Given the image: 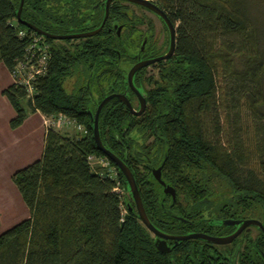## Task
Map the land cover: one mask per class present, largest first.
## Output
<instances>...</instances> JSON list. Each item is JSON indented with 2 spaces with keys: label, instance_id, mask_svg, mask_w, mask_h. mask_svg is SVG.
Wrapping results in <instances>:
<instances>
[{
  "label": "trees",
  "instance_id": "trees-1",
  "mask_svg": "<svg viewBox=\"0 0 264 264\" xmlns=\"http://www.w3.org/2000/svg\"><path fill=\"white\" fill-rule=\"evenodd\" d=\"M38 1L24 0L21 20L50 34L92 30L104 16L103 8L91 7L94 0H73L72 13ZM19 4L0 0V64L10 73L33 37L48 44L51 59L32 98L13 83L2 90L16 113L10 128L31 112L66 115L85 132L70 137L46 130L41 157L12 175L29 217L0 234V264H264V233L254 226L230 245L189 239L169 253L157 251L123 175L98 149L92 116L101 100L127 92L134 106L122 63L136 42L135 17L115 2L97 36L55 41L17 20ZM155 4L175 27L174 54L155 74L135 75L133 84L146 99L142 115L116 98L102 108L101 142L132 172L146 215L160 232L225 236L235 227L224 220L264 225V0ZM115 24L124 26L120 38ZM67 79L73 80L70 93ZM89 156L104 158L117 178L92 166ZM159 166L174 203L152 176Z\"/></svg>",
  "mask_w": 264,
  "mask_h": 264
},
{
  "label": "rangeland",
  "instance_id": "rangeland-1",
  "mask_svg": "<svg viewBox=\"0 0 264 264\" xmlns=\"http://www.w3.org/2000/svg\"><path fill=\"white\" fill-rule=\"evenodd\" d=\"M260 10L264 14V6ZM137 13L147 15L156 22V34L161 31L157 20L151 14ZM9 81L5 67L0 64V88L7 85ZM72 84V79H67L64 83L68 93L72 90ZM23 105L26 106L24 102ZM38 114L29 112L24 124L17 130H12L9 122L16 113L0 92V234L29 217V211L11 177L17 170L38 160L42 155L44 130L41 125V116ZM56 131L70 137L81 136L85 132L81 125L80 128L73 125ZM105 168L108 169L111 177L117 178L116 172L109 167V164ZM118 191L124 193L120 189ZM251 234L254 236L256 231L252 229Z\"/></svg>",
  "mask_w": 264,
  "mask_h": 264
},
{
  "label": "water",
  "instance_id": "water-1",
  "mask_svg": "<svg viewBox=\"0 0 264 264\" xmlns=\"http://www.w3.org/2000/svg\"><path fill=\"white\" fill-rule=\"evenodd\" d=\"M111 1L112 0L106 1L105 19L108 16V7H109V4ZM126 1L138 4L140 6H143L147 9L151 10L152 12H154L156 15H158L165 22V24L167 25V27L169 29V33H170L169 50L165 55H163L159 58H156L154 60L140 62V63L136 64L135 66H133V68L130 70L128 77H127L128 85L138 99L139 109L136 111L132 107L130 101L128 100V98L126 97L125 94H110V95L106 96L99 103V105L97 106V109H96L93 116L90 113L92 118H93L92 132H93V139L96 142L98 149L110 161H112L116 165V168L123 175L128 187H129V192H130V195H131L133 202L135 204V209H136L137 215H138L141 223L152 235L155 236V240H154L155 248L157 249V251H159L161 253H169L171 248L168 246L167 240H172L174 242L173 246H175L178 242L189 240V239H200V240H204V241L216 244V245H227V244L231 243L243 230H245L246 228H248L250 226H255L264 232V226L257 219L224 220V221H222L223 225L237 226L236 231L229 236H209V235H206L203 233H198V232L183 235V236H176V235H168V234H164V233L160 232L151 224V222L149 221V219L146 215V212L144 210V207H143V204H142V201L140 198V194L138 192V188H137V185H136V182H135V179L133 177L132 172L130 171V169L126 166V164L118 156H116L115 154H113L111 151L107 150L103 146L101 139H100L99 128H98V120H99V115H100L102 108L110 100H112L113 98H116V99L120 100L129 109L131 114L136 115V116L142 115L143 112L146 110V99L134 87L133 76H134L136 71H138L139 69H141L143 67L148 66L151 63H154V62L160 61V60L169 59L173 55L174 48H175V27H174L173 23L170 21V19L168 18V16L160 8H158V6L156 4H154L152 2L145 1V0H126ZM22 4H23V0L20 1V5H19V8H18L17 13H16V17H17L18 21H20V13L22 10ZM23 24H25L28 28L35 30L36 33H38L40 35H44V36L49 37V38H53V39H71V38L89 37V36H93V35L97 34L101 29V28H99V29H97L93 32H90V33L71 35V36H50L48 34H44L43 32L36 30L31 25H28L26 23H23ZM120 29H121V27H118L119 31H120ZM152 176L154 177L155 181L163 188V194L164 195H170V197L172 199V203H174L175 191L171 186L167 185L161 179V166L152 170ZM172 217L176 220L181 221V222H188V221H186L180 217H177V216H172ZM263 258H264V256H263Z\"/></svg>",
  "mask_w": 264,
  "mask_h": 264
},
{
  "label": "flooded vegetation",
  "instance_id": "flooded-vegetation-1",
  "mask_svg": "<svg viewBox=\"0 0 264 264\" xmlns=\"http://www.w3.org/2000/svg\"><path fill=\"white\" fill-rule=\"evenodd\" d=\"M106 1L107 0H94L93 1L91 7L92 8H100V9L103 8L104 9V16H103V19L101 21L100 26L96 27L95 29L88 30V31H85V32L70 33V34H50V33L44 32V31L36 28L34 25H32V24H30L28 22L22 21L21 20V13H20V21L19 22H21L22 24L23 23H26L28 25H31L36 30L41 31L44 34H48L50 36H71V35H78V34L90 33V32H93V31L101 28L100 31L97 34L93 35V36H97L99 33H101L103 31V29L105 27V24H106V22L108 20V17H109V8H110V6L113 3L118 2L119 3L118 5L120 7H122V8H126L127 9V12L130 14V16L133 15L135 17L136 21H137L136 24H135V26H134V29L136 30V34H135V36H133L135 38L136 42H134V44L132 46H129L128 49L125 48L128 51L127 52V56L128 57L126 58L125 62L122 63L123 67L127 70V72H126L127 88H128V90H130L133 93V91L131 90V88L128 85V79H127L130 70L133 68V66H135L136 64H138L140 62L154 60L156 58H159V57L165 55L168 52L169 46H170V33H169V29H168L167 25L165 24V22L158 15H156L154 12H152L151 10H149V9L143 7V6H140V5L135 4V3L128 2L126 0H112L110 2V4H109V7H108V16L105 19V14H106ZM38 4L41 7L42 6H45V7L50 8L51 10H62V11L64 10L65 11V9H66L69 13H72L73 10H71V8L72 7L74 8L73 0H39L38 1ZM23 5H24V0H23V4H22V9H23ZM86 9H87V7H86ZM82 11L83 12H86L85 9L82 10ZM136 11L137 12H141V13L143 12V13H149V14H151L157 20L158 25H159L161 31H159V33L156 34L155 33L156 22L154 20L150 19L147 15L138 14ZM21 12H22V10H21ZM23 25L26 26L25 24H23ZM118 27H121L120 31L118 30ZM123 28H124L123 24H119V25L115 24V25H113V29H114L117 37H119V38L121 37V32H122ZM28 29H30V28H28ZM30 30H32V29H30ZM33 31H35V30H33ZM40 36L41 37H45V38H49V37H46L44 35H40ZM93 36L81 37V38H71V39H53V38H49V39H52V40H55V41H61V40H80V39L90 38V37H93ZM174 51H175V48H174ZM173 54H174V52H173ZM166 60H168V59L156 61L154 63L149 64L146 67H143V68L139 69L138 71L135 72V74L133 76V79H134L135 75L138 72H140V71L145 72V74L147 76H150L152 74H155V72L159 69L158 68L159 65H160L159 63L162 62V61H166ZM113 94H119V93H113ZM124 94L126 95L127 92H125ZM134 96H135V99L133 101L134 106H132V107L137 111L139 109V103H138V99H137V97H136L135 94H134ZM126 97L129 100V97L127 95H126ZM162 193H163V188H162ZM165 196H167V195H165ZM168 196H170V195H168ZM172 216H176V215H172ZM184 223H187V222H184ZM234 227H235V230L233 232H231L230 234L225 235V236H229V235L233 234L236 231V229H237V226H234ZM243 232H244V230L231 243H229L227 245L232 244L236 239H238L240 237V235ZM261 232H263V231H261ZM191 233H195V232H191ZM191 233H189V234H191ZM198 233H200V232H198ZM256 234H257V231H256ZM170 235H173V234H170ZM185 235H187V234H185ZM176 236H183V235H176ZM154 239H155V236H154ZM167 244H168L169 247H172V245H174V242L172 240H167ZM214 245H216V244H214ZM218 246H226V245H218Z\"/></svg>",
  "mask_w": 264,
  "mask_h": 264
},
{
  "label": "built area",
  "instance_id": "built-area-1",
  "mask_svg": "<svg viewBox=\"0 0 264 264\" xmlns=\"http://www.w3.org/2000/svg\"><path fill=\"white\" fill-rule=\"evenodd\" d=\"M145 1L152 3L156 2V0ZM19 36L20 38L23 37L24 33H20ZM50 59L51 53L48 44L41 38L33 37L22 59L15 64L9 73L12 83L25 88L27 97L32 98L35 91L34 84L38 78L43 77L47 73ZM41 119L45 131L48 129L57 130L67 128L73 125L80 128V125H77L74 120L63 114L49 116L41 115ZM88 161L92 166L99 165L103 168L107 167L108 164V162L101 157L96 158L94 156H89Z\"/></svg>",
  "mask_w": 264,
  "mask_h": 264
},
{
  "label": "crops",
  "instance_id": "crops-1",
  "mask_svg": "<svg viewBox=\"0 0 264 264\" xmlns=\"http://www.w3.org/2000/svg\"><path fill=\"white\" fill-rule=\"evenodd\" d=\"M5 69H6V68H5ZM6 72H7L8 76H9V78H10V81H9V83H8L7 85H5L4 87H1V88H0V92H2V90H4L6 87H8L9 85L12 84V79H11V76H10V74H9V72H8L7 69H6ZM3 97H4V96H3ZM7 102H8V101H7ZM9 104H10V103H9ZM11 107H12V106H11ZM36 114H38V113H36ZM38 115H39V114H38ZM40 116H41V115H40ZM27 118H28V116H27ZM27 118H26V119H27ZM24 122H25V121H24ZM23 124H24V123H23ZM23 124H22V125H23ZM22 125H21V126H22ZM41 125H42V128H43L44 133H45V129H44L43 124H42V119H41ZM21 126H20V127H21ZM20 127H19V128H20ZM17 129H18V128H17ZM17 129H15V130H17Z\"/></svg>",
  "mask_w": 264,
  "mask_h": 264
}]
</instances>
